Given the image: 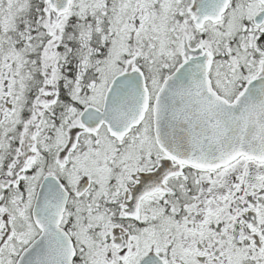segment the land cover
Here are the masks:
<instances>
[{
    "label": "snow or ice",
    "instance_id": "1",
    "mask_svg": "<svg viewBox=\"0 0 264 264\" xmlns=\"http://www.w3.org/2000/svg\"><path fill=\"white\" fill-rule=\"evenodd\" d=\"M0 264H264V0H0Z\"/></svg>",
    "mask_w": 264,
    "mask_h": 264
}]
</instances>
